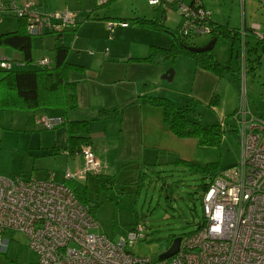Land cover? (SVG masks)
Returning <instances> with one entry per match:
<instances>
[{
  "label": "rangeland",
  "instance_id": "rangeland-1",
  "mask_svg": "<svg viewBox=\"0 0 264 264\" xmlns=\"http://www.w3.org/2000/svg\"><path fill=\"white\" fill-rule=\"evenodd\" d=\"M34 1L45 3L47 6L45 10L49 12H72L74 24L82 21L77 33L87 35L86 33L93 29L86 23L84 17L87 10L99 5V0ZM203 1L209 18L212 17L215 21L234 28L243 25L249 28L256 23L259 25V32L264 35V0ZM109 8L111 16L129 17L133 14V8L148 14L155 7L148 4L147 0L134 2L116 0ZM170 10L166 26L171 31L179 32L183 18L176 4H173ZM113 21H116L113 24L118 23L117 20ZM17 26L15 16L9 13L0 14V33L14 30ZM155 33L160 40L171 37L167 32ZM74 34L76 33L71 31L64 32L69 44L74 40ZM109 38L106 40H112L120 51L129 48L137 50V53H145L131 35L117 34L116 37V34H113ZM210 38L211 34L202 33L188 40L189 43L202 45ZM31 39L33 58L39 56L51 58L53 32L32 35ZM79 43L81 42L78 41L75 47L70 46V59H75L72 57L77 55L82 59L83 55H88L89 48L95 50L93 46H86L87 43L84 44L86 47ZM212 53L218 62L229 67L221 77L210 71L200 73L199 69H195L191 57L178 55L166 63L169 65L168 68L173 70L170 80L158 74V83L145 78L139 84L146 89H156L162 83L159 90H154V95L163 92L164 96L177 105H182L191 98H198L200 104L197 110L202 115V122H220V125L224 124L221 126L224 129L232 123V113L242 101H246L252 111L264 115V39L258 42L257 38L249 36L244 44H241L240 40L232 42L219 36L214 42ZM33 64L34 62L16 65L14 69H30ZM243 69L245 86L242 84L241 76ZM213 93L217 95L218 102L214 106H208L207 103ZM30 111L0 107V175L47 178L52 174L54 179L62 181L63 173L67 169L71 170L69 161L72 158L64 152L51 154L53 147L49 136L57 129L63 128V125H58L54 129H42L33 124L32 117L28 115ZM174 140L176 144L171 150L158 151V160L144 167L141 180L140 176L137 178L127 167H119L112 175V182L106 180L101 183L99 178L105 176L91 173L82 181L87 188V197L98 203L93 215L98 226L92 230L104 233L111 240L117 241L127 234L135 222L144 223L145 238L137 241L129 249L139 256L151 257L156 262L158 254L168 248L174 235H184L193 231L203 219L200 186L203 179L198 173L191 172L177 162V159L194 160L201 164L213 163L223 172L229 168H237L241 157L239 134L236 131H224L216 145L199 144L193 137H175ZM76 157L80 158L81 154L74 156ZM6 235L9 244L5 252H0V264H39L37 253L29 248L27 237L22 232L11 231Z\"/></svg>",
  "mask_w": 264,
  "mask_h": 264
},
{
  "label": "built area",
  "instance_id": "built-area-1",
  "mask_svg": "<svg viewBox=\"0 0 264 264\" xmlns=\"http://www.w3.org/2000/svg\"><path fill=\"white\" fill-rule=\"evenodd\" d=\"M104 1L99 0V4ZM147 1L163 8L176 4L183 18L181 34L210 32L209 12L198 0ZM1 13L24 19L30 35L75 25L72 12H42L33 0H0ZM258 28L256 23L249 29L243 25L241 44L248 33L264 39ZM16 65L19 63L0 58V69L12 70ZM36 65L49 66L50 60L39 58ZM241 76L245 86L244 69ZM62 120L44 114L35 123L42 129H53ZM231 124L239 134L237 168L220 172L202 190L203 219L181 236L178 251L169 258L156 262L129 249L145 238L144 223L137 222L117 241L92 230L98 224L89 206L66 184L67 180H85L89 173L101 172L91 144L80 151L81 168L67 169L62 181L52 174L47 178L0 175V252L7 250V232L20 231L37 253L39 264H264V115L242 101L232 113Z\"/></svg>",
  "mask_w": 264,
  "mask_h": 264
},
{
  "label": "crops",
  "instance_id": "crops-1",
  "mask_svg": "<svg viewBox=\"0 0 264 264\" xmlns=\"http://www.w3.org/2000/svg\"><path fill=\"white\" fill-rule=\"evenodd\" d=\"M114 1L116 0H105L103 3L97 4L96 7L87 10L84 19L93 28L86 33L87 35L77 33L82 21H78L75 26L62 31L59 39L56 38V31H51L54 33L53 45L50 47L52 51L51 58L39 56L34 57L36 58L34 59L32 56L31 62H34V66L30 68H39L36 65V60L42 57L48 58L51 65L53 63V47L57 43H62L68 47L67 60L69 62L84 67L83 71L70 70L67 74L68 79L74 81L76 84L78 109L66 113L65 117L68 119L83 118L89 120L91 137L89 144L93 147L95 155L100 161L102 166L101 174L110 177L111 182L112 175L119 170V167H127L138 178L146 165L153 164L155 160H158V151L171 150V147L176 144L174 140L176 136L171 133L162 120L161 109L138 102V96L154 95V90H159L160 86L163 85L159 82L160 86H157L158 88L146 89L139 84L140 81L145 78V80L157 81L158 74H163L169 65H166L167 62L154 64L133 60V58L146 56L150 45L169 46L171 37L160 40L159 36H155L157 35L155 32L159 30L138 27L130 21L134 17L155 18L163 21L166 26L173 4L168 8L152 5L155 8L148 14L140 12L137 8H133L132 16L116 17L110 15L109 8V5ZM185 1L189 2L190 0ZM199 2L205 8L204 1L199 0ZM35 4L40 11L49 12L46 11L47 6L45 3L42 4L37 1ZM119 18L123 19L120 20ZM99 19L103 20L99 21ZM113 20H117L118 23L113 24V22H116ZM210 20L220 23L212 17ZM119 22H122V24ZM65 31L76 33L74 34L73 43L71 42L72 44L66 41V36H64ZM113 34H116V37L117 34L131 35V38L136 40L141 51L145 50V53H137V50L134 51V49L129 48L125 51H120L113 44L112 40H106L110 39L109 36L112 37ZM78 41L81 42L79 45L83 46L87 43L86 46H93L95 50L89 48L88 55H83L82 59H79L81 58L79 55L72 57L75 59H70V46L75 47ZM76 52H79V48L76 49ZM0 58L18 62L19 65L24 64L21 53L10 47H0ZM195 69H199L200 73H210L197 67ZM163 94V92H159L156 95ZM111 107H116L120 110L118 116L107 119H96L99 109ZM29 113L28 115L32 117L34 125H36V119L44 114L59 116L62 119L64 117L61 110L57 108L50 109L48 112L31 110ZM49 139H51L53 150L54 147L63 145L66 140L65 127L63 126V128L51 133ZM53 150L50 152L51 154L64 152L72 158L69 161L71 166L70 171H77L81 168L82 157L74 158L75 155L80 153L68 155L65 151L58 150L55 152ZM82 181L80 180V182Z\"/></svg>",
  "mask_w": 264,
  "mask_h": 264
},
{
  "label": "trees",
  "instance_id": "trees-1",
  "mask_svg": "<svg viewBox=\"0 0 264 264\" xmlns=\"http://www.w3.org/2000/svg\"><path fill=\"white\" fill-rule=\"evenodd\" d=\"M191 1L194 2V0L189 2ZM130 20L138 27L164 31L171 36L169 46L150 45L146 56L133 58V60L161 64L170 59H175L178 55H184L191 57L197 68L210 71L217 77H221L228 71V65L222 64L214 58L212 49L199 51L189 48V46L202 47L205 45L189 43L188 39L194 37L193 35H184L180 32L171 31L160 19L134 17ZM208 22L210 27L209 34H211L210 40L212 38L217 39L219 36L232 42L241 40V27H229L227 24L213 22L210 18ZM17 24L16 29L0 33V47L4 46L18 50L22 55V61L30 63L32 61V35L26 31L24 19L17 18ZM72 26L56 31V38L59 39L62 31ZM249 36L252 35L248 33L245 39ZM262 40L258 39V42ZM67 54L68 47L62 43H57L53 47V63L49 66L36 69H0V107L32 111L40 110L43 112H48L53 108L60 109L64 116L61 124L65 127L66 140L63 145L54 147L53 151L62 150L68 155H74L80 153L82 147L90 143L91 137L89 120L83 118L68 119L65 117L66 113L78 109L76 84L68 79L67 74L70 70H84L83 66L69 62ZM138 102L159 107L162 111L164 124L178 138L193 137L199 144L216 145L220 142L224 131H236L233 124L224 129L221 127L220 122L203 123L202 115L197 110L200 101L196 98H191L182 105H177L164 95H140L138 96ZM217 102V95L213 93L207 105L214 106ZM119 112L120 110L116 107L102 108L97 111L96 119L114 118L118 116ZM177 162L186 166L191 172L198 173L201 176V179H203L200 184L202 190L221 172V169L217 168L213 163L201 164L194 160L182 158H178ZM142 173L140 174V180L143 178ZM96 175H101V173ZM106 180L110 182V177L99 178L101 183ZM66 184L74 191L79 201L89 206L90 212L94 215L98 203L92 202L87 197L86 185L76 180H67ZM137 185L138 189L139 184Z\"/></svg>",
  "mask_w": 264,
  "mask_h": 264
},
{
  "label": "water",
  "instance_id": "water-1",
  "mask_svg": "<svg viewBox=\"0 0 264 264\" xmlns=\"http://www.w3.org/2000/svg\"><path fill=\"white\" fill-rule=\"evenodd\" d=\"M215 41H216V38H212L202 47L189 46V48L192 50H199V51L210 50V49H212ZM172 75H173V70L171 68H168L162 74V78H166V79L170 80L172 78ZM180 240H181V236L174 237L172 239L170 245L168 246V248L166 250H164L163 252L158 254V256H157L158 260H163V259L169 258L173 254H175L178 251Z\"/></svg>",
  "mask_w": 264,
  "mask_h": 264
}]
</instances>
